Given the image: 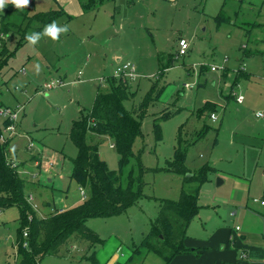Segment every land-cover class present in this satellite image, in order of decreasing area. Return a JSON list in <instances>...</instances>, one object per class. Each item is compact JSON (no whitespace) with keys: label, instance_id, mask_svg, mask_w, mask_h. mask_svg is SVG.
Masks as SVG:
<instances>
[{"label":"rangeland","instance_id":"1","mask_svg":"<svg viewBox=\"0 0 264 264\" xmlns=\"http://www.w3.org/2000/svg\"><path fill=\"white\" fill-rule=\"evenodd\" d=\"M63 2L69 15L56 22L67 24L69 31L59 41L42 37L35 46L25 36L38 32L39 25L27 27L28 20L13 5L0 11V28L10 24L0 40V50L5 44L9 52L0 75L6 82L2 101L24 108L18 119L21 133L5 142H11L9 161L20 164L22 175L36 183L26 195L33 196L38 217L49 212L45 203L51 213L82 203L71 178L78 149L70 131L75 121L88 116L97 92L109 90L117 65L131 63L134 95L125 106L137 118L145 112L143 138L133 147L136 155L142 154L145 186L144 196L126 212L87 221L101 243L93 245L75 233L41 264H111L114 254L124 263L137 247L140 253L128 264H166L141 245L164 201H178L183 190L195 187L173 171V163L181 159L193 174L206 164L211 169L198 193L200 212L184 240V247L194 251L174 256L170 264L242 263V250L236 251L233 263L220 257L217 238L220 232L232 234V239L249 233L264 238V0H118V11L109 2L85 14L76 11V0ZM56 7L53 0H30L31 14ZM180 39L190 45L182 57ZM240 94L242 104L237 102ZM207 103L216 109H207ZM212 112L216 119L210 118ZM4 123L0 116L1 131ZM88 141L98 144L112 171L121 172V156L110 137L91 133ZM132 168L135 159L122 174L124 184ZM0 213V264H19V209ZM232 246H240L238 240Z\"/></svg>","mask_w":264,"mask_h":264},{"label":"trees","instance_id":"2","mask_svg":"<svg viewBox=\"0 0 264 264\" xmlns=\"http://www.w3.org/2000/svg\"><path fill=\"white\" fill-rule=\"evenodd\" d=\"M53 1L56 2L57 7L46 12L31 14L30 6L19 10L20 15L28 20L27 27L37 23L38 30L42 31L45 25L65 15L58 0ZM115 1L79 0L84 13L97 12L105 3ZM9 27L10 24H7L3 30L0 28V36L8 33ZM7 56L9 52L4 44L0 69L7 64ZM130 81L131 79L123 76H113L108 79L109 90L98 91L88 116L73 123L70 139L78 149V156L73 159L71 178L79 188L86 189L88 193V199L77 206L62 213L53 212L45 217H38L28 200L31 195H26V189L33 186L31 181L22 175L24 170L18 164L13 165L9 161L6 150L9 142H0V210L11 207L19 209L20 225L16 238L19 264H41L43 257L54 253L75 233L93 245L101 243L99 236L86 225L87 221L91 218L121 215L144 196L143 174L146 168L142 162L141 152L136 155L133 147L138 139L143 138L141 118L145 112L137 118L133 111L125 106V101L134 95ZM237 83L235 81L233 85L236 86ZM154 89L150 91L149 97H152ZM205 106L212 111L216 109L211 103ZM155 125L160 126L158 123ZM91 133L98 137L107 136L113 140V147L121 156V172L112 171L101 159L98 144L88 141V135ZM133 159L136 160V168L128 171L124 184L122 174ZM172 169L175 173L183 175L185 183H194L195 187L192 191L183 190L178 201H164L159 218L141 245L147 248L148 253L161 256L166 264H170L174 256L186 255L194 251L184 247V240L190 223L200 212L198 193L211 168L206 164L193 174L181 159L173 163ZM188 173L191 175L186 176ZM26 230H28L27 237L24 236ZM25 243H27L26 247ZM167 251H171V255L168 256ZM138 253H140L139 247L126 262L117 264H128ZM91 259L96 262L95 253Z\"/></svg>","mask_w":264,"mask_h":264},{"label":"crops","instance_id":"3","mask_svg":"<svg viewBox=\"0 0 264 264\" xmlns=\"http://www.w3.org/2000/svg\"><path fill=\"white\" fill-rule=\"evenodd\" d=\"M118 0H116L115 2H113V9H114V11H115V9L118 11V9L120 8V7H118V6H116L117 4H116V2H117ZM168 1H178V0H168ZM76 2L78 3V6H79V8H80V12H79V9L77 8L76 9V11L78 12V13H82V14H85L84 13V11H83V9H82V7H81V5H80V2H79V0H76ZM58 3H59V6L64 10V12H65V15H63L61 18H63V17H67L68 15H69V13L65 10V8L63 7V4H64V2H63V0H58ZM61 18H59V19H61ZM2 36H0V40L2 41ZM0 44H2V43H0ZM3 47V46H2ZM179 48V47H178ZM1 51H2V48H1V50H0V53H1ZM248 52H250V51H247L245 54H249ZM187 55V54H186ZM120 66V64H118L117 65V67H119ZM3 69V67L0 69V75H1V70ZM223 72H224V69L222 70ZM22 72V71H21ZM23 73H25V71L23 70ZM225 74H224V79L225 78H227L228 77V73H226V72H224ZM247 77H249V75L247 76ZM239 80H240V77H238V79H236L235 81H237V82H239ZM234 83H232V85H230L231 86V88H235V86L233 85ZM0 85L2 86V88H3V91H4V86L6 85V82H4V80H0ZM234 86V87H233ZM18 88H16V90H17ZM7 92H11V93H13L12 91H9V89H7ZM98 93V92H97ZM97 95V94H96ZM234 96V95H233ZM5 103V102H4ZM5 106H7V107H9L6 103L4 104ZM9 108H11V109H13V110H22V109H24L23 108V106H22V108H20L19 106L18 107H16V108H12V107H9ZM20 111H19V113H20ZM214 114V112H212V114H211V119H212V115ZM215 115V114H214ZM215 117H216V115H215ZM19 119V118H18ZM216 119V118H215ZM5 124H6V122L4 123V126H5ZM16 127H17V132H16V134L18 133V134H20L21 133V129L19 128V124H18V121H17V124H16ZM14 137H15V135H14ZM14 137H13V139H14ZM11 143V142H10ZM10 143H9V145H10ZM8 145V146H9ZM8 149H9V147H8ZM9 156V155H8ZM100 157H101V155H100ZM33 158H35V161L38 159L36 156H33ZM101 159H102V157H101ZM104 160V159H103ZM36 163V162H35ZM18 165H20V164H18ZM40 168V167H39ZM51 167L49 166V169H50ZM31 181V184L34 186V184H36L34 181H32V180H30ZM48 181L49 182H53V178H51V177H48ZM29 187H31V186H29ZM264 201V200H263ZM37 207V206H36ZM50 209V206H49V203H45V209L44 210H46V211H49V212H46V214H40V217H45L46 215H48V214H50L51 213V211L49 210ZM60 209H64V208H60ZM66 210V209H65ZM37 214V213H36ZM1 215V214H0ZM38 216V215H37ZM220 234V237L219 238H217V241L218 242H220V245H222L221 246V248H220V250H218L219 251V254H220V257H225V259L227 260V261H230L231 263H233V262H236L237 261V259H236V257H237V254H236V251H238V250H242V254L243 253H245V254H247V258H241V260H242V263H240V264H261V263H259V262H263L264 261V238L263 237H261V236H258V235H254V234H252V233H249V234H242V235H240L239 234V236L241 237V239H238V237H235V238H233L232 239V234H228V233H225V232H220L219 233ZM237 240H238V242H239V245L240 246H232V244L233 245H236V243H237ZM231 241H232V244H231ZM231 246L235 249V251L231 248ZM206 254H208V250H206ZM114 260H112L111 261V264H116V263H118L119 261L118 260H116L117 259V256H116V254H114ZM252 258L253 259H257V262H252ZM96 262H97V258H96ZM217 263V262H216Z\"/></svg>","mask_w":264,"mask_h":264},{"label":"built area","instance_id":"4","mask_svg":"<svg viewBox=\"0 0 264 264\" xmlns=\"http://www.w3.org/2000/svg\"><path fill=\"white\" fill-rule=\"evenodd\" d=\"M178 57H182V56H185L187 53H188V50H189V42L186 40V39H180L179 40V43H178ZM213 71H216L217 68L213 67L212 68ZM223 70V69H221ZM23 72V71H22ZM115 76L116 77H127V78H135L136 75H135V67L134 65H132L131 63H126L124 65H120L117 70L115 71ZM47 88H51L50 86H48ZM2 94H3V88L2 86L0 85V116L3 117L5 119V126H4V130L1 131V134H0V141L2 143H5L6 141H8L13 135L16 134L17 132V127H16V124H17V121H18V118H19V111L20 110H13L9 107H6L2 101ZM237 96V102L239 104H242L243 101H244V97L243 95H236ZM215 115L213 114L212 115V119H215ZM31 148V146L29 147ZM38 160V159H37ZM13 165L17 164L16 162H13ZM40 165V162H38V164L36 163V166L39 167ZM32 179H36V176L33 175L32 176ZM80 193H81V196H82V201H85L88 199V193L86 191V189L84 188H80ZM29 202L32 204L33 202V196L31 195L29 197ZM257 202V200H256ZM261 205H264V201L261 202ZM34 208H36V205H34ZM65 209H59L58 212L59 213H62L64 212ZM1 214V213H0ZM237 230H239V228H237ZM24 236L27 237L28 236V230H26L24 232ZM24 246L26 247L27 246V243L24 244ZM242 258H247V254L243 253L242 254Z\"/></svg>","mask_w":264,"mask_h":264},{"label":"clouds","instance_id":"5","mask_svg":"<svg viewBox=\"0 0 264 264\" xmlns=\"http://www.w3.org/2000/svg\"><path fill=\"white\" fill-rule=\"evenodd\" d=\"M13 5L16 10H23L30 6V0H0V11H3L7 5ZM69 31V26L67 24L60 25L56 21L44 26L42 31L32 32L31 34H26L25 39L28 44L35 46L42 37H48L52 41H59L62 34H66ZM261 113L257 112L259 117Z\"/></svg>","mask_w":264,"mask_h":264},{"label":"water","instance_id":"6","mask_svg":"<svg viewBox=\"0 0 264 264\" xmlns=\"http://www.w3.org/2000/svg\"><path fill=\"white\" fill-rule=\"evenodd\" d=\"M222 181H219V183H221Z\"/></svg>","mask_w":264,"mask_h":264}]
</instances>
